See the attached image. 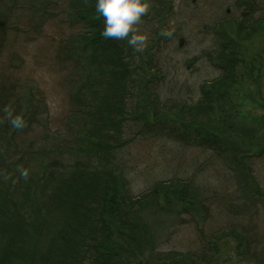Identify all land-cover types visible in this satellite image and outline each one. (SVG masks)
Here are the masks:
<instances>
[{
	"label": "trees",
	"instance_id": "1",
	"mask_svg": "<svg viewBox=\"0 0 264 264\" xmlns=\"http://www.w3.org/2000/svg\"><path fill=\"white\" fill-rule=\"evenodd\" d=\"M240 3L239 16L222 17L213 26L216 49L210 60L220 74L201 84L197 101L171 105L162 113L166 103L147 85L160 68L127 41L102 36L103 18L95 12L94 0H0V264H264V152L245 149L262 147L264 124H253L251 110L244 111L242 121L228 112L234 85L263 73L259 57H251V46L245 43L264 34V15L254 17L264 11V1L253 0L251 9L247 1ZM169 5L161 2L164 14ZM46 28L58 38L56 68L59 87L66 91V109L51 122L46 106L51 95L34 100L21 65L13 64L23 60V43L36 40ZM129 72L137 74L138 86L128 82ZM6 105L24 116L23 130L11 128L3 112ZM176 106L182 122L188 120L179 131L182 135L175 125L162 134L159 125ZM260 107L264 109V102ZM147 119L152 133L169 142L185 141L193 133L203 138L211 130L227 129L233 136L235 128L228 127L232 123L243 136L240 141L230 137L232 144L224 150L211 142L202 144L219 147L215 164L224 173L207 172L213 170L209 165L204 172L208 177L200 181L197 175L172 178L166 193L161 191L165 181H157L148 192L134 195L119 156L138 146L133 143L136 134L129 133L132 125L138 130L142 126L140 134L147 135ZM242 144L244 150L238 147ZM188 164L183 156L173 172L186 171ZM19 168L28 169L27 181ZM206 178L219 184L212 187ZM189 196L201 202L204 219L209 221L215 210L212 215L219 219L214 222L228 228L204 235L195 227L187 243L173 242L181 249L159 253L162 236L186 222L178 215L183 210L177 201ZM140 215L152 224L147 233L137 227Z\"/></svg>",
	"mask_w": 264,
	"mask_h": 264
},
{
	"label": "rangeland",
	"instance_id": "2",
	"mask_svg": "<svg viewBox=\"0 0 264 264\" xmlns=\"http://www.w3.org/2000/svg\"><path fill=\"white\" fill-rule=\"evenodd\" d=\"M158 1L150 0L149 14L143 17L141 23L137 25L138 30L147 34L148 37L147 45L141 53L148 62L156 65L162 71V79L158 82L159 90H156L161 103L163 100L172 97L174 105H178L181 101L189 105L200 98L198 83L204 80H212L220 74V70L210 60V53L216 49L215 37L217 35L214 34V24L220 22L222 17L239 16L243 10L240 7V1L245 3L247 1L249 9H251L253 0H167L171 5L166 8L165 14L164 6H161L163 0L159 3ZM161 14H164L162 20L159 19ZM260 15H264V11L259 10L254 17ZM158 19L162 22V26ZM55 33L53 29L46 28L36 40L27 39L29 42L23 43L24 52L20 56V59L23 60L20 61L21 63L13 62L16 66L21 65L24 72L22 79H25L24 84L29 85L35 92L34 100H38L41 94H45V97L48 96V99L51 95L50 100L46 101L50 122L59 119L66 109V98L63 95L66 91H62L59 87L61 73L56 68L54 42L58 38H56ZM205 36H209V39L207 40ZM235 40L237 41V39ZM248 42L245 43V46L246 48L251 46V57H259L263 73L252 81L251 79L245 80L236 86L237 91L232 99L234 106L230 116L235 117L238 121L245 119L244 111L246 108H253L256 103L264 102V34L256 36L253 40L250 36ZM148 45L152 46L150 51L146 50ZM19 75L22 77V73ZM149 93L151 94V92ZM243 98L246 99V108L243 104ZM177 109H179L178 106L173 107L167 113V116L170 115V117L168 119L163 118L162 124L159 125L163 128L162 134L168 131L169 125H175L178 129L176 133L182 135L179 134V131L188 120L182 122ZM166 110L168 109L162 107L159 112L164 113ZM143 123L148 130L147 135L140 134L142 126L139 127V131L137 124L136 126H134L135 124L132 125L129 133L130 135L136 134L133 143L138 146L131 148V153L125 155L127 175L132 181L131 190L133 194H138L148 183L152 185L156 182L157 177L159 178L158 181L172 178H190L195 175L200 181V177H208V174L204 173L207 169H204L202 162L206 163L211 152L204 148L205 145H202L204 143L202 137H196V133H193L184 135L185 141L169 142L163 135L156 132L152 133L153 129L148 119ZM236 128L239 129L240 126L236 125ZM225 134L227 132L224 129L220 131L211 130L207 138L219 139ZM183 156L189 163V168L185 167L186 171L174 173L173 169L180 164ZM197 170L201 172L197 174ZM210 171L216 174L223 172L222 166L207 172L212 173ZM205 181L209 182L212 187L215 186V183L219 184L216 182L218 180L206 178ZM224 182L221 183L224 184ZM213 213L215 215L216 211L213 212L212 210L209 214V221L203 218L202 213H198L195 216L198 222L190 216L188 218L187 214L184 213L182 217L186 222L184 225L179 223L177 230L176 228L173 229L174 233L172 234L175 237L171 233L162 236L158 245L165 250L181 249L179 243L173 242L187 243L195 236L193 230L196 228H202L206 231L214 228V225L217 224L214 221L219 217L214 218ZM183 227L184 231L181 230ZM181 232L182 234H178Z\"/></svg>",
	"mask_w": 264,
	"mask_h": 264
},
{
	"label": "clouds",
	"instance_id": "3",
	"mask_svg": "<svg viewBox=\"0 0 264 264\" xmlns=\"http://www.w3.org/2000/svg\"><path fill=\"white\" fill-rule=\"evenodd\" d=\"M95 12L102 17V36L105 39L127 41L135 51H142L148 41L147 34L138 30L137 25L149 14L150 0H94ZM3 112L11 128L23 130L27 121L15 109L6 105ZM20 177L29 179L28 169L19 168Z\"/></svg>",
	"mask_w": 264,
	"mask_h": 264
},
{
	"label": "bare ground",
	"instance_id": "4",
	"mask_svg": "<svg viewBox=\"0 0 264 264\" xmlns=\"http://www.w3.org/2000/svg\"><path fill=\"white\" fill-rule=\"evenodd\" d=\"M169 3V2H168ZM149 20V19H148ZM132 62L136 65V66H141V64H142V62L141 61H137V60H132ZM157 66L156 65H154V68H156ZM157 68H159V67H157ZM160 71H161V69H160ZM162 71L159 73V74H157V75H155V80L153 79V77L151 76V78H150V81L148 82V88L150 87V88H154L155 90H159V83H157V79L160 77V78H162ZM130 74V75H129ZM129 74H127V76H128V82H134L135 83V85L136 86H138V84H139V81H138V76H137V74L136 73H134V72H129ZM211 80H204V81H202V82H199L198 83V87H199V91H200V87H201V84H203L204 82H210ZM134 91H138V87H136V88H134ZM166 104H164L163 106H166L167 107V109H169V107L171 106V105H174V99H172V97L171 98H167V99H165V100H163ZM181 105H180V104ZM178 103V105L181 107V106H184V104H186V106L188 105L187 103H185V102H183V101H181V102H179ZM160 105H162L161 103H160ZM190 105V104H189ZM132 121V119L129 117L128 118V122H131ZM202 134V133H201ZM203 135V134H202ZM205 135V134H204ZM203 135V136H204ZM206 144V143H205ZM206 147V150H208V151H210L211 153H210V155H209V158L206 160V163L204 162H202V165H204V169L206 170V169H208V167H209V165H213L212 166V168H213V170H215V169H218V164H215V162H217L216 160V156H220V153H221V150L219 149V148H216L215 147V149H207V146H205ZM126 153V152H125ZM122 153L119 157H120V160H119V162H120V166H121V168H123V170H124V172H125V177H126V181H127V183H128V185L129 186H131V183H132V181H131V179L128 177V175H127V173H128V171H127V168H126V163H127V161H125V155H128V153ZM45 176V175H44ZM43 176V177H44ZM180 179H188V178H180ZM159 180V178L157 177L156 178V182ZM160 181H165L164 183H163V186H162V188H161V191H164V193H166V192H168V191H170V190H168V184H169V182H170V180H160ZM156 182H154L152 185L150 184V183H148V184H146L143 188H142V190L141 191H143V192H148L149 190H150V188L156 183ZM168 185V186H167ZM156 186V185H155ZM154 186V187H155ZM153 187V191L154 192H156V187L154 188ZM165 188H167V190L165 189ZM134 195H136V194H134ZM192 198L193 200H194V202L193 203H191V200L192 199H188V198ZM187 199H182V198H180L178 201H177V204L179 205V207L183 210V211H179L178 212V215L179 216H184L183 214L184 213H186L187 214V216H188V218H189V216L194 220V221H197L196 219H195V216L198 214V213H200L201 212V208H203L202 206H201V202L197 199V197L195 196H193V197H191V196H189ZM187 200V201H186ZM163 202H164V198L162 197V198H160V200H159V202H158V204L159 205H162L163 204ZM209 209H210V207H209ZM185 211V212H184ZM177 214V213H176ZM175 214V215H176ZM209 214V213H208ZM177 215V216H178ZM206 216H207V214H206ZM205 216V217H206ZM136 220H138V226L137 227H139V229L141 230V231H143V232H145V233H147V232H149V230H150V228H151V225L152 224H150V222L148 221V220H146V218L144 217V216H142V215H140L138 218H135ZM198 222V221H197ZM228 226V224H225V223H217V224H215L214 225V228L212 229V230H209V231H206V230H204V231H202L203 232V234L204 235H210V234H212V233H215V232H219V231H221L222 229H225V228H228L227 227ZM200 229H202V228H200ZM203 230V229H202ZM158 244H159V242H158ZM157 244V251L159 252V253H168L170 250H165V249H161V247H160V245H158ZM191 251V250H190ZM192 251L194 252H199V250H197V249H192ZM16 264H18V263H16Z\"/></svg>",
	"mask_w": 264,
	"mask_h": 264
}]
</instances>
